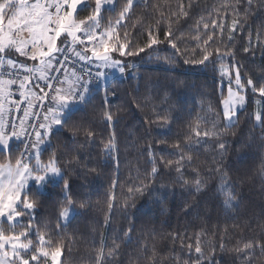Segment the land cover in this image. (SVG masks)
<instances>
[{
  "label": "trees",
  "instance_id": "trees-1",
  "mask_svg": "<svg viewBox=\"0 0 264 264\" xmlns=\"http://www.w3.org/2000/svg\"><path fill=\"white\" fill-rule=\"evenodd\" d=\"M126 2L105 8L102 23L115 21ZM94 6L88 0L77 19ZM213 20L224 23L222 32L213 29ZM150 27L160 43L138 56L117 53L124 74L99 87L65 127L54 129L41 158L46 162L54 153L63 179L42 195L31 192L35 207L19 220L32 224V239L43 234L50 250L62 247L60 264H97L101 255L103 264H264V122L255 119L264 114V97L246 88L244 105L225 128L221 100L229 85L219 77L215 55L216 48L230 52L223 63L237 65L244 83L264 81V0H139L119 35L127 32L137 49L147 43ZM209 35L213 62L202 65L195 61ZM16 60L31 62L18 54ZM214 119L221 136L197 144L192 128L199 124L203 132ZM11 143L14 160L21 144ZM110 143L114 149L106 150ZM218 143L225 144L222 158ZM217 168L236 197L227 210ZM197 178L204 182L199 193ZM65 180L73 200L67 222L59 215L68 206ZM197 238L202 255L195 251ZM248 243L252 247L244 249Z\"/></svg>",
  "mask_w": 264,
  "mask_h": 264
},
{
  "label": "snow or ice",
  "instance_id": "snow-or-ice-1",
  "mask_svg": "<svg viewBox=\"0 0 264 264\" xmlns=\"http://www.w3.org/2000/svg\"><path fill=\"white\" fill-rule=\"evenodd\" d=\"M248 2L251 5L252 0ZM85 3L86 0H0V156L3 157L0 160V264H40L41 258L50 259L51 264H59L62 247L57 245L49 251L51 241L46 240L43 234L38 236L39 246L35 252L27 258L33 249V241L29 239L32 224L23 226L18 219L30 215L35 207V202L29 198L31 192L42 195V189L53 184L59 186V180L63 179L54 153L48 161L42 160L41 145L50 142L54 129L65 127L76 112L91 101L97 90L92 86L93 79L107 82L106 70H118L121 74L125 72L124 61L117 59L115 54L118 53L120 57L138 56L160 43L151 27L147 43L137 49L132 48L127 32L123 38L120 37L119 29L123 27L135 0H127L115 23L109 21L107 25L102 23V12L106 5H113L114 0H95L91 14L77 19L79 8ZM237 23L238 21H233L230 31H235ZM212 26L213 29L220 28L222 32L225 25L213 20ZM204 28H208L207 23ZM171 35V31L165 33L166 38ZM212 38L209 35L203 41L205 47L200 49L202 58L195 62L202 65L213 62L211 58L214 53L209 50ZM196 39L199 45V36ZM169 43L172 48H177L176 42L169 40ZM13 51L35 63H17L11 58ZM69 54L72 57V67L67 63ZM215 55L221 61L218 69L221 78H227L229 85L227 95L221 100L224 127L229 128L235 122L238 107L245 103V89L251 88L253 93L264 97V81L259 86L251 78L244 83L237 65L223 63L224 57L231 55L230 52L221 53L216 48ZM61 56L63 59L59 58ZM77 61L83 62L84 75L77 70ZM88 65L97 69L94 76ZM232 69L235 70L234 78ZM17 93L20 98L18 101L13 98ZM37 104L40 110H36ZM21 108L23 116L12 115L14 109L20 111ZM31 117L35 119H30ZM105 119L111 121V114L106 112ZM255 119L264 122V114L257 112ZM197 120L208 122L203 117H197ZM192 133L197 144L202 138L221 136L215 119L211 122V127L203 132L197 124L192 128ZM88 135L91 136L92 133L89 132ZM13 140L24 144L23 151H19L14 160L12 152L17 149L11 143ZM114 147V143L105 146L106 150ZM217 147L221 150L222 158L225 144L218 143ZM168 164L171 165L172 161H168ZM176 170L180 172V168ZM215 171L219 181L218 191L224 195L223 206L227 210L233 207L232 201L236 197L230 191L231 184L227 175L221 173L219 168ZM157 173L158 169L154 166L151 175L155 177ZM194 183L195 190L199 193L204 182L197 178ZM63 189V198L67 200L68 206L63 207L59 215L67 219L73 204L67 180L64 181ZM5 222L7 228L4 226ZM18 226L22 228L19 232L16 231ZM191 247L189 245L190 249ZM251 247V243L244 245V249ZM195 251L202 255L199 238ZM97 264H103L102 255L98 257Z\"/></svg>",
  "mask_w": 264,
  "mask_h": 264
},
{
  "label": "rangeland",
  "instance_id": "rangeland-1",
  "mask_svg": "<svg viewBox=\"0 0 264 264\" xmlns=\"http://www.w3.org/2000/svg\"><path fill=\"white\" fill-rule=\"evenodd\" d=\"M87 1L88 0H86V3H87ZM115 1L116 0H114V4L113 5H106L105 7H104V9L105 8H114L115 7ZM136 1H139V0H135V2ZM85 3V4H86ZM83 6V5H82ZM118 19V18H117ZM116 21V20H115ZM115 21H112L113 23H115ZM13 53V52H12ZM115 56H116V54H115ZM27 62V61H26ZM28 64L29 63H31V62H27ZM225 65H228V64H225ZM93 66V65H92ZM230 66V65H229ZM220 67V66H219ZM219 67H218V69H219ZM126 70V69H125ZM22 71V70H21ZM107 71V73H108V80H107V82L110 80V78H111V76H113V75H119V76H121V75H123V74H121V73H119V71L118 70H106ZM231 72H232V76H233V78H234V76H235V70L234 69H232L231 70ZM220 73V72H219ZM220 75V74H219ZM220 78H221V75L219 76ZM222 79V78H221ZM223 80V83H226L227 84V86H228V80H227V78H224V79H222ZM92 86H93V88H95V89H97V90H99V87L100 88H103L105 85L103 84V83H98V84H96V85H94V84H92ZM96 86V87H95ZM233 87H234V85H233ZM104 94H105V91H104ZM244 94V93H243ZM104 97H105V99H107L108 98V96L107 95H104ZM242 106H239L238 107V109H240ZM237 109V110H238ZM16 141H18V142H20L19 140H16ZM46 144V143H45ZM44 144V145H45ZM44 145H41V148H40V150L43 148V146ZM73 213V209L71 208V214ZM71 214H70V216H71ZM69 216V217H70ZM19 219V218H18ZM61 220L63 221V222H67L68 220H69V218H67V219H64V218H62L61 217ZM6 223V222H5ZM5 226V228H7V223L4 225ZM16 231L18 232V231H20V229H18V227H17V229H16ZM38 236L39 235H37V234H35V239H32V237H31V232H30V237H29V239H31L32 241H33V253L35 252V249H36V247H38L39 246V240H38ZM49 251H51L50 249H48ZM32 253V254H33ZM31 254V255H32ZM28 258H30V257H28ZM41 259H43L44 260V262H45V264H51V260L50 259H45V258H41ZM59 264H60V262H59Z\"/></svg>",
  "mask_w": 264,
  "mask_h": 264
},
{
  "label": "built area",
  "instance_id": "built-area-1",
  "mask_svg": "<svg viewBox=\"0 0 264 264\" xmlns=\"http://www.w3.org/2000/svg\"><path fill=\"white\" fill-rule=\"evenodd\" d=\"M25 58H27V57H25ZM60 59H63V56H61V57H59ZM68 63V65L70 66V65H72V59H70V54H69V61L67 62ZM76 68H77V70L80 72V74L81 75H84V71H85V66L83 65V62H77L76 63ZM88 66H90V65H88ZM5 71H7V70H5ZM23 74V73H22ZM53 75H60V74H58V73H53ZM14 91H15V86H14ZM38 91V90H37ZM15 100H19L20 98H19V95H18V93L16 94V95H14V97H13ZM36 110H40V106L37 104V106H36ZM12 115L13 116H23V110H22V108H21V110L20 111H16L15 109L13 110V112H12ZM30 119H35L34 117H31ZM17 123H19V121H17Z\"/></svg>",
  "mask_w": 264,
  "mask_h": 264
},
{
  "label": "bare ground",
  "instance_id": "bare-ground-1",
  "mask_svg": "<svg viewBox=\"0 0 264 264\" xmlns=\"http://www.w3.org/2000/svg\"><path fill=\"white\" fill-rule=\"evenodd\" d=\"M70 59H72V57H71V55H70ZM78 62V61H77ZM69 67H72V65H70ZM88 68H90L91 69V72H92V74H93V76H94V74H95V72L97 71V69L94 67V66H92V65H90V66H87ZM5 70H7V69H5ZM21 73H23L22 71H21ZM115 75H113V76H111V78H113ZM111 78H110V80H111ZM109 80V81H110ZM108 81V82H109ZM108 82H105V81H97V80H95V79H93V81H92V84H94V85H96V84H98V83H103L105 86L108 84ZM20 144H21V147H20V150L19 151H23V149H24V144L20 141Z\"/></svg>",
  "mask_w": 264,
  "mask_h": 264
},
{
  "label": "crops",
  "instance_id": "crops-1",
  "mask_svg": "<svg viewBox=\"0 0 264 264\" xmlns=\"http://www.w3.org/2000/svg\"><path fill=\"white\" fill-rule=\"evenodd\" d=\"M16 56H17V53H15L14 51H13V53H11V58L12 59H14V60H16ZM17 61V60H16ZM17 63H27L26 61H17ZM28 64V63H27ZM31 64H33V63H29V65H31Z\"/></svg>",
  "mask_w": 264,
  "mask_h": 264
}]
</instances>
